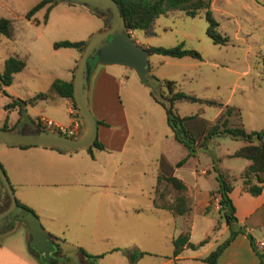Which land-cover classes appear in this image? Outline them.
<instances>
[{
  "label": "rangeland",
  "instance_id": "obj_1",
  "mask_svg": "<svg viewBox=\"0 0 264 264\" xmlns=\"http://www.w3.org/2000/svg\"><path fill=\"white\" fill-rule=\"evenodd\" d=\"M36 1L0 0V17L9 18L13 27L11 37L0 34V71L7 55L25 57L24 66L0 89V126L9 123L12 113L5 105L12 97L26 100L24 108L34 120V128L35 121L40 124L39 116L67 125V105L50 91L49 83L54 77L71 78L79 52L74 47H53L52 41H82L105 25L100 15L68 2L52 3L45 20V6L26 18L25 11ZM210 10L218 22L217 30L227 38L223 44L213 43L206 35L202 8L193 16L171 10L155 18L152 35L138 30L130 34L140 45L183 42L200 53V59L155 52L147 56L149 71L160 80V89L165 90L162 79H172L175 89L199 98L171 104L172 112L193 115L183 124L194 137H200L203 125L213 120L221 103V107L237 109L228 116L230 124L262 130L264 141V0H210ZM94 65L95 57L88 58L90 70ZM104 68L113 77L108 78L94 105V115L99 111L106 123L99 125L96 133L104 148L91 146V157L85 149L58 153L38 145L0 146V165L14 197L31 208L47 232L62 239L61 250L79 252L74 248L79 246L88 254H99L93 264H206L200 257L228 234L223 217L212 207L213 200L208 210L201 206L203 199L216 191L215 173L227 175L230 196L244 207L257 200L240 189L239 173L249 161L229 155L245 141L221 133L186 155L184 144L172 136L166 124V104L153 99L131 68L117 64ZM37 92L47 95L33 99ZM24 129L28 131L29 125ZM103 134L107 139L103 140ZM121 142L123 149L117 153L114 147ZM181 158L182 163L176 166ZM159 171L172 173L187 185L188 190L183 191L190 196L186 195L190 205L187 215L153 206V185ZM158 189L163 194L162 199L156 196L159 202L172 201L177 193L164 181ZM2 191L4 188L0 194ZM248 223L252 235L264 238L263 225ZM24 226L13 219L2 239L30 256ZM182 230H188L194 247H185L173 256L171 238ZM139 251L143 253L137 254ZM191 254L198 256H187ZM249 254L243 241L231 240L215 264H251ZM76 264L81 263L77 260Z\"/></svg>",
  "mask_w": 264,
  "mask_h": 264
},
{
  "label": "trees",
  "instance_id": "obj_2",
  "mask_svg": "<svg viewBox=\"0 0 264 264\" xmlns=\"http://www.w3.org/2000/svg\"><path fill=\"white\" fill-rule=\"evenodd\" d=\"M121 16L123 17L125 26L129 30H138L143 35H152L153 34V23L157 16L166 14L171 10H182L185 15L193 16L197 9H203V16L206 22L205 33L213 43L223 44L227 40L226 36L221 34L217 30L218 22L212 16L210 10V0H114ZM54 3L53 0H37L32 4L24 13L26 18H29L32 13L38 8L45 6L43 20L46 19L47 11L51 4ZM0 34L11 37L13 35V27L11 20L7 17H0ZM53 47L66 46L74 47L78 52L82 49V41L80 40H68L60 39L52 41ZM145 46L149 53L155 52L163 55L180 57L183 55H188L196 59H200V53L190 47H185L183 42H178L170 46H160V45H142ZM94 60V58L92 59ZM25 57L14 55H7L2 62V68L0 71V89L2 85H6L10 82L12 75L15 71L20 70L24 66ZM88 62V59H87ZM162 84L165 87L160 89L162 95L167 98L170 102L168 106H164L165 110V121L168 127L171 130L172 136L182 142L186 148V155H190L194 152L195 147L205 146L209 139L221 133H226L233 137L242 138L245 143L235 148L229 153L231 156H240L246 158L249 162L242 168L239 173L241 179V185L243 190L249 192L250 194H257L262 184H264V141L261 137L263 134L262 130L244 129L240 123L230 124L228 122V116L237 109L232 105H224L221 107L219 103V112L213 118V120L206 122L200 133V137L196 138L192 133L184 126L183 121L192 117L193 115H183L180 116L177 113L172 112L171 104L174 100H197V96L183 92L180 89H175V81L172 79H162ZM49 89L56 95L60 97H65L71 100L72 107L75 109L72 98H71V80L69 79H60L54 77L49 83ZM46 92H37L33 96V99L36 97H45ZM153 97V96H152ZM154 100H156L153 97ZM26 100L12 97L11 100L5 105V107L16 105L17 112L20 113V105ZM29 102H32V99H28ZM158 101V100H156ZM207 102H212V100H206ZM161 104H164L161 101H158ZM103 123L102 120L96 119V124ZM15 125V124H14ZM35 126L38 128L41 125L37 124L35 121ZM6 129L14 128L13 123L9 126L3 124L0 126ZM92 146L102 148V144L94 138ZM24 147V146H21ZM90 151V147L87 148ZM183 158L177 160L175 165L178 166L182 163ZM215 169V168H214ZM215 178L217 180L216 193L218 194L217 203L218 213L223 217L225 225L228 229L227 236L217 243L211 250H209L204 256L200 257L202 261L206 264H215L216 258L219 253L227 246L229 241L232 240L234 235L237 232H242L245 234L248 239L250 247L255 251L257 255L256 264H264V251L257 250L254 244L252 235L244 229V226L236 224V217L234 215V206L228 195L231 184L227 178V175L222 174L217 171L215 173ZM160 181L168 183L170 188H173L177 193L173 197L172 201L161 200L162 191L158 189V184ZM185 190L184 182L177 176L172 173H163L157 172L155 176V183L153 185V198L152 204L154 207L164 208L169 210L173 214H183L188 213L190 205L186 202V195L183 193ZM2 199L0 200V209H2L7 203V196L5 191L1 193ZM209 206V204L207 205ZM205 207V210L208 207ZM14 210L32 211L30 207L20 202L15 198V207ZM215 225L213 226V229ZM52 244L58 249L60 248V241L62 239L52 233H49ZM61 239V240H60ZM202 241V240H201ZM199 241L198 243H201ZM172 244V255H176L182 247H194V243L188 239V230L180 231L176 236L171 238ZM81 255L87 258L88 264H93L96 257L99 254H88L81 247H74ZM61 250V248H60ZM142 251L137 252V254H142ZM39 264H44L41 258H37Z\"/></svg>",
  "mask_w": 264,
  "mask_h": 264
},
{
  "label": "water",
  "instance_id": "obj_3",
  "mask_svg": "<svg viewBox=\"0 0 264 264\" xmlns=\"http://www.w3.org/2000/svg\"><path fill=\"white\" fill-rule=\"evenodd\" d=\"M81 5L91 12L100 15L105 25L103 28L90 32L82 40L79 52L71 73V98L79 118L80 129L74 135L60 133L50 127L34 128L32 120L21 103V116L12 129L0 127V144L7 145H41L60 151H74L88 148L96 137V119L89 103L90 80L94 69L99 65L117 64L133 70L137 79L148 88L150 94L168 106L169 100L160 91V80L149 71L148 49L138 44L126 28L114 0H53ZM95 57L92 70L88 67V58ZM92 72V73H91ZM25 121L29 130L23 128ZM0 188H4L7 196L6 205L0 209L1 229H5L12 219L21 220L26 226V246L31 254L39 257L44 264H59L51 261L53 249L49 232L41 225L33 211L11 213L15 207V197L3 168L0 165Z\"/></svg>",
  "mask_w": 264,
  "mask_h": 264
},
{
  "label": "crops",
  "instance_id": "obj_4",
  "mask_svg": "<svg viewBox=\"0 0 264 264\" xmlns=\"http://www.w3.org/2000/svg\"><path fill=\"white\" fill-rule=\"evenodd\" d=\"M106 65H113V64H106ZM106 65L97 66L94 69V71H93V73L91 75V80H90V92H89L90 109H91V112H92L94 118L95 119H100L103 122V123L96 124V133H97L98 126L99 125H105L106 123H105L104 119L101 117L102 114L99 111L97 112L96 116L94 115L95 98H96V96H101L102 95V92L106 89L108 78L109 77H111V78L113 77L104 68V66H106ZM62 98L64 100V103L67 105V113L69 115V119H68V124L67 125L75 127V130L78 132L79 129H80L79 118H78V116L76 114L75 109L72 107L71 100L68 99V98H65V97H62ZM8 110H9L10 113H12V115H11V117L9 119V123H8L7 126H9L11 123H13L14 120H15V125H16V122L19 119L17 117V107L9 106ZM5 116H7V114H5ZM54 123H57V122H54ZM57 124H59V123H57ZM102 137H103V140L107 139L105 134H103ZM99 142L102 144V148H104L105 145H104L103 141L100 140ZM2 145H7V144H0V146H2ZM10 146H18V145H10ZM27 146H30V145H26L24 147H27ZM38 146H41V145H38ZM91 146H90V148H91ZM18 147L24 148V147H21V146H18ZM42 147H46L48 149L52 148V147H47V146H42ZM96 148H98V147H96ZM102 148H98V149H102ZM114 148H115V151H117V153H120L122 151V149H123V143L121 142L117 147H114ZM52 149L58 151V153H70V152H74V151H77L79 149H85V148H79V149H76L74 151H60V150H57L55 148H52ZM85 150L92 157L91 149H90V151H88L87 148ZM200 172H203V170H200ZM240 189L242 191H245V190H243L241 183H240ZM185 190L186 191L188 190L186 184H185ZM230 190H231V188H230ZM186 195L190 198L188 192H186ZM228 195H229V197H230V199L232 201V204L234 206V215L236 217V222H238V224L241 223L244 226V229L246 231H248L252 235V232H253L252 231V225H248L249 224L248 220H250L251 222H254V223H257V224H260V225L264 226V223H261L262 221H264V184H262L260 191L257 194L254 195L257 198V200L255 202H251L246 207H244L239 200L235 201L230 196V191H229ZM217 197H218V194L215 192L210 197L207 196L206 198L203 199L201 206L203 207L204 211H206L205 207L207 206V204H212V203H210L211 199L213 200V203H214V205L213 206L211 205V206L213 208H215V209L218 208L217 203H216L217 202ZM1 199H2V195L0 194V200ZM19 201L26 205V203L24 201H22L20 199H19ZM258 209H259V213H258ZM183 215H187V213H183ZM24 227H26V226H24ZM212 228H213V226H212ZM4 233H0V264H39V262L37 261V257H35L30 252H28L30 254V256H27L26 254H24L21 251L17 250L13 246L5 243L3 241V239H2ZM252 237H253L256 249L264 251V238L262 236L259 237V235H254V233H253ZM188 239H189V236H188ZM235 239H239V241H241V242L243 241L245 243L246 250L250 252L249 255L251 256V264H256L257 255H256L255 251L250 247L248 239L246 238L245 234L242 233V232H237L234 235V237L232 238V241H234ZM260 241H263V244H259ZM183 248H185V247H182V249ZM179 252L176 255H173V256L180 255ZM61 255H62V259L64 260V264H76L77 260L81 264H88L87 258L84 257L83 255H81V253H79V252H74L73 253V252H66L65 250H62ZM187 256L195 258L198 255L191 254V255H187Z\"/></svg>",
  "mask_w": 264,
  "mask_h": 264
},
{
  "label": "built area",
  "instance_id": "obj_5",
  "mask_svg": "<svg viewBox=\"0 0 264 264\" xmlns=\"http://www.w3.org/2000/svg\"><path fill=\"white\" fill-rule=\"evenodd\" d=\"M38 121L41 124V126L50 127L52 129L60 132V133L66 134V135H74L77 132L75 130V127H73V126L57 124V123L52 122L49 118H45L42 116L38 117ZM217 206H218V203H217ZM259 244H263V241H260Z\"/></svg>",
  "mask_w": 264,
  "mask_h": 264
},
{
  "label": "flooded vegetation",
  "instance_id": "obj_6",
  "mask_svg": "<svg viewBox=\"0 0 264 264\" xmlns=\"http://www.w3.org/2000/svg\"><path fill=\"white\" fill-rule=\"evenodd\" d=\"M93 59V58H92ZM21 116V113L19 114V117ZM18 117V118H19ZM28 125V123L25 121V123H24V125H23V128H25L26 126ZM16 212H22V210H14L13 209V211L11 212V213H16ZM25 212V211H24ZM13 220V219H12ZM12 220L8 223V225H7V227L5 228V229H1V226H2V222H3V220H0V233H4L5 231H7V230H9L8 228H9V226H10V224L12 223ZM61 253H62V250H60V248L58 249V247L56 246V248L55 249H53V255H52V257H51V261L53 262V263H57L58 262V260H61L62 259V255H61ZM39 258H41V254L39 255ZM59 264H64V260L62 259L61 261H60V263Z\"/></svg>",
  "mask_w": 264,
  "mask_h": 264
}]
</instances>
